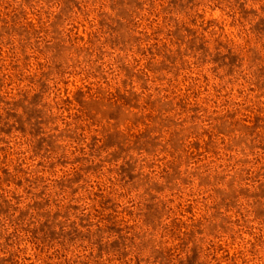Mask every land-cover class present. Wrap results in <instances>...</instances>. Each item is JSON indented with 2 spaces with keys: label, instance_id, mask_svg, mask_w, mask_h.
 Returning <instances> with one entry per match:
<instances>
[{
  "label": "rangeland",
  "instance_id": "rangeland-1",
  "mask_svg": "<svg viewBox=\"0 0 264 264\" xmlns=\"http://www.w3.org/2000/svg\"><path fill=\"white\" fill-rule=\"evenodd\" d=\"M0 264H264V0H0Z\"/></svg>",
  "mask_w": 264,
  "mask_h": 264
}]
</instances>
